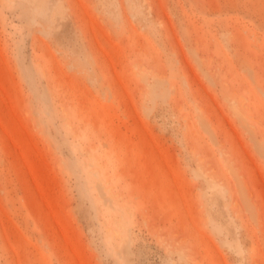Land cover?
<instances>
[{
	"label": "rangeland",
	"instance_id": "374dc122",
	"mask_svg": "<svg viewBox=\"0 0 264 264\" xmlns=\"http://www.w3.org/2000/svg\"><path fill=\"white\" fill-rule=\"evenodd\" d=\"M0 264H264V0H0Z\"/></svg>",
	"mask_w": 264,
	"mask_h": 264
},
{
	"label": "bare ground",
	"instance_id": "6f19581e",
	"mask_svg": "<svg viewBox=\"0 0 264 264\" xmlns=\"http://www.w3.org/2000/svg\"><path fill=\"white\" fill-rule=\"evenodd\" d=\"M38 7V6H37ZM157 90L153 87V86H150V94L151 95H156V93H158V91L156 92ZM233 102V101H232ZM232 105H234V107H236L237 108V106H235V104H233L232 103ZM108 190H110L109 188H108Z\"/></svg>",
	"mask_w": 264,
	"mask_h": 264
}]
</instances>
